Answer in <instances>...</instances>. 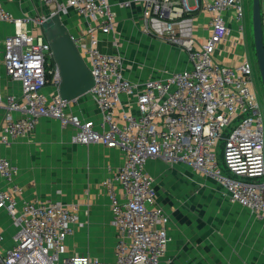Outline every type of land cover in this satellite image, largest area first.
I'll return each mask as SVG.
<instances>
[{
	"label": "built area",
	"instance_id": "2783aa9c",
	"mask_svg": "<svg viewBox=\"0 0 264 264\" xmlns=\"http://www.w3.org/2000/svg\"><path fill=\"white\" fill-rule=\"evenodd\" d=\"M4 1L10 0H0V22L13 24L15 31L4 39L3 64L20 91L0 94V143L27 135L47 116L72 126V141L119 148L124 157L101 181L116 232L114 259L108 262L89 253H67L76 212L56 201L20 198L18 166L0 156V177L9 184L0 189V209L15 226L6 250L0 234V264H163L170 218L156 201L155 178L146 169L152 159L184 163L213 176L230 200L264 220V122L252 64L247 57L234 65L213 57L230 32L229 18L242 30L241 0L119 1L124 8L140 6L143 34L180 46L188 58L187 67L140 83L124 76L120 53L98 47L99 33L116 25L111 0H45L53 11L31 16H15ZM70 9L86 19L84 31L70 37L92 74L87 93L98 120L67 110L77 98L59 95V70L49 61L44 24L51 14ZM200 12L209 14L205 24L198 22ZM47 85L53 93L45 92Z\"/></svg>",
	"mask_w": 264,
	"mask_h": 264
},
{
	"label": "crops",
	"instance_id": "0c3cea01",
	"mask_svg": "<svg viewBox=\"0 0 264 264\" xmlns=\"http://www.w3.org/2000/svg\"><path fill=\"white\" fill-rule=\"evenodd\" d=\"M111 1L112 9L116 14V25L112 32L99 33L98 47L102 52H117L125 56L126 52H134L132 48L145 49L144 47L150 46L151 49L157 48L158 51L174 49L173 47L171 49L170 46L166 47L162 40L143 34L141 31L140 6L135 5L130 8H124L118 3L121 0ZM3 4L15 16L48 15L54 9L53 4L47 3L45 0H10L4 1ZM261 13L263 17L264 13L262 10ZM208 17V13L200 12L198 22L205 24ZM86 24L84 17L70 9L67 13L60 14L58 21L45 23L43 29L45 30L48 27L52 31L64 30L69 34H79L84 31ZM228 25L230 32L216 46L213 57L221 63L234 65L243 57L249 59L247 41L243 22L241 31L238 30V26L232 18L228 19ZM28 28L33 29L34 32L39 31L38 28L32 25H28ZM14 31L15 26L13 24L0 22V94L2 95L16 96L20 91L19 82L7 76L3 64L4 39ZM174 50L176 55L177 50ZM182 57V61H177L178 65L175 69L166 70L173 71L187 67L188 58L185 52ZM124 58L123 74L133 82L140 83L148 78L165 76V74L160 76L161 73L144 76L137 70L125 69ZM49 61L50 63L53 61L52 64L54 63L53 58H50ZM45 92L48 94L53 93V86L47 85ZM67 110L94 120H98L100 116L97 106L88 93L78 96L77 100L67 107ZM2 114L3 109H0V117ZM13 115L15 116L16 114ZM74 133L75 129L72 126L63 125L58 119L44 116L38 120L32 132L15 137L9 145L0 143V156L9 159L18 166L15 181L22 187L20 198L34 201L52 200L59 202L76 212L77 217L78 213L81 215L84 209L95 208L100 200L105 199L111 219L109 199L101 185V181L105 177L110 176V170L108 169L112 171L122 163L123 152L119 148L107 147L99 142L89 144L74 142L72 141ZM155 160L161 159L149 160L146 165L147 171L152 175L151 164ZM8 187V182L0 177V189H7ZM239 205H233L229 209L224 208L222 210V213L226 211L224 212L225 224L222 231L226 234L225 239L228 244L226 245L227 250L225 253L227 261L229 264H264V220L254 218L250 210ZM77 226L78 220L73 225V233L66 238L67 253H72L70 252V246L77 241L75 235ZM169 227L170 221L168 224V236ZM14 232L15 226L11 218L5 210L0 209V234L3 236L1 248L3 250H6L13 243ZM115 241L116 232L113 259ZM168 245L169 241L167 249ZM88 253L108 261L98 255ZM219 254L220 256H225L222 252ZM223 259L220 258L221 261Z\"/></svg>",
	"mask_w": 264,
	"mask_h": 264
},
{
	"label": "rangeland",
	"instance_id": "374dc122",
	"mask_svg": "<svg viewBox=\"0 0 264 264\" xmlns=\"http://www.w3.org/2000/svg\"><path fill=\"white\" fill-rule=\"evenodd\" d=\"M241 2L247 54L252 64L264 122V88L257 70L253 44L252 0ZM260 7L264 13V0H260ZM262 27L264 33V15ZM164 43L166 47L176 49V55L174 49L158 51L150 46H143L145 49L132 48L133 53L122 54L123 58L126 57L124 68L137 70L144 76L154 73L166 75L167 71H171L166 69H175L177 61H182L184 51L176 44ZM219 149L222 150L221 144ZM151 168L155 178L156 201L170 218L169 245L163 264H229L225 255L228 245L226 234L222 231L226 211L222 213V210L238 204L230 200L213 176L195 171L187 164L161 159L153 161ZM78 217L77 241L70 246V252H90L113 261L115 229L106 200H100L95 208L84 209L81 215L78 213ZM220 252L225 256H220ZM220 258H224L223 261Z\"/></svg>",
	"mask_w": 264,
	"mask_h": 264
},
{
	"label": "water",
	"instance_id": "95a60500",
	"mask_svg": "<svg viewBox=\"0 0 264 264\" xmlns=\"http://www.w3.org/2000/svg\"><path fill=\"white\" fill-rule=\"evenodd\" d=\"M58 20L59 15L53 13L45 23ZM252 29L257 70L264 88V33L260 0H252ZM44 34L50 43L52 57L60 74L59 95L65 99H73L87 93L93 85V77L70 34L64 30L52 31L48 27Z\"/></svg>",
	"mask_w": 264,
	"mask_h": 264
},
{
	"label": "trees",
	"instance_id": "16d2710c",
	"mask_svg": "<svg viewBox=\"0 0 264 264\" xmlns=\"http://www.w3.org/2000/svg\"><path fill=\"white\" fill-rule=\"evenodd\" d=\"M53 62V61H52ZM52 62H51V64H52Z\"/></svg>",
	"mask_w": 264,
	"mask_h": 264
}]
</instances>
